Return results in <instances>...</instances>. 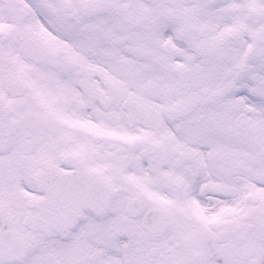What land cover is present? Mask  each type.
<instances>
[{
	"label": "snow or ice",
	"instance_id": "1",
	"mask_svg": "<svg viewBox=\"0 0 264 264\" xmlns=\"http://www.w3.org/2000/svg\"><path fill=\"white\" fill-rule=\"evenodd\" d=\"M0 264H264V0H0Z\"/></svg>",
	"mask_w": 264,
	"mask_h": 264
}]
</instances>
